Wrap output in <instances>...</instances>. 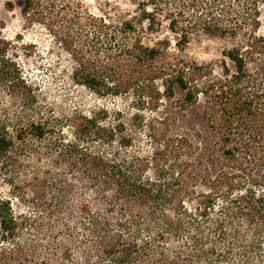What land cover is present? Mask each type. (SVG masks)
<instances>
[{
    "label": "trees",
    "instance_id": "trees-1",
    "mask_svg": "<svg viewBox=\"0 0 264 264\" xmlns=\"http://www.w3.org/2000/svg\"><path fill=\"white\" fill-rule=\"evenodd\" d=\"M19 1L68 54L70 79L96 95L130 94L136 108L176 90L190 105L202 98L225 163L194 170L184 135L150 158L106 151L130 145L120 112L55 114L0 35V171L35 155L56 165L32 167L31 203L50 234L37 258L19 240L29 216L0 197V264H264V0H137L101 15L79 0ZM200 37L221 41L217 61L184 54Z\"/></svg>",
    "mask_w": 264,
    "mask_h": 264
},
{
    "label": "rangeland",
    "instance_id": "rangeland-1",
    "mask_svg": "<svg viewBox=\"0 0 264 264\" xmlns=\"http://www.w3.org/2000/svg\"><path fill=\"white\" fill-rule=\"evenodd\" d=\"M6 1L0 0V35L8 42V55L20 66L26 78L40 90L39 100L45 103L46 108L57 115L80 113L84 116L106 109L109 117L118 110L125 126L120 135L128 137L131 142L126 147H119L114 142L105 147V150L112 152L118 148L122 157L150 158L152 154L160 153L168 138L184 135L191 140L194 147L192 155L185 157L193 164L194 170L207 167L213 174L223 166L225 161L220 152L219 134L202 113V98L190 105L183 101V93L176 90L172 97H162L155 108H136L130 94L96 95L70 79L72 62L48 30L37 23H26L20 13L19 0H13L11 9L5 6ZM79 1L91 14L101 15L116 9L131 11L137 0ZM161 29L171 40L176 37L166 30L164 21ZM258 32L264 34V5L261 7ZM221 46L218 39L200 37L185 45L184 54L198 62H215L220 58ZM214 70L218 72V67ZM71 130L67 127L65 132L70 134ZM53 160L46 159L43 155L40 158L35 155L29 160L21 161L13 173L0 171V197L10 201L13 213L18 217L29 216L19 240L27 248H36L33 251L36 258L42 254L50 234L47 218L31 203L30 177L32 167L40 172L54 170L56 165ZM152 172L151 167L147 174L151 175Z\"/></svg>",
    "mask_w": 264,
    "mask_h": 264
}]
</instances>
